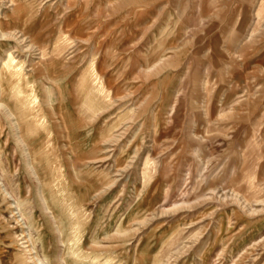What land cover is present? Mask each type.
<instances>
[{
	"label": "rangeland",
	"instance_id": "rangeland-1",
	"mask_svg": "<svg viewBox=\"0 0 264 264\" xmlns=\"http://www.w3.org/2000/svg\"><path fill=\"white\" fill-rule=\"evenodd\" d=\"M0 78V264H264V0H0Z\"/></svg>",
	"mask_w": 264,
	"mask_h": 264
},
{
	"label": "bare ground",
	"instance_id": "bare-ground-1",
	"mask_svg": "<svg viewBox=\"0 0 264 264\" xmlns=\"http://www.w3.org/2000/svg\"><path fill=\"white\" fill-rule=\"evenodd\" d=\"M17 29V28H16ZM22 33V32H21ZM31 39V38H30ZM29 39V40H30ZM21 41V40H20ZM39 46V45H38ZM37 49V48H36ZM40 60V59H39ZM34 64V63H33ZM69 64V63H68ZM67 64V65H68ZM68 67V66H67ZM96 68V67H95ZM60 70V69H59ZM97 70V69H96ZM90 71V70H89ZM34 72V71H33ZM19 73H21V72H19ZM13 73H11V75H12ZM82 75V74H81ZM80 75V76H81ZM2 79L0 78V81H1ZM100 91V90H99ZM102 91V90H101ZM86 95V94H85ZM74 99V98H73ZM87 102V101H86ZM101 106V105H100ZM12 111V110H11ZM50 193H51V191H50ZM48 194V193H47ZM44 195V194H43ZM46 198V197H45ZM44 199V198H43ZM47 200V199H46ZM18 219V218H17ZM18 221H19V219H18ZM78 221V220H77ZM68 223V222H67ZM79 226V225H78ZM77 226V227H78ZM84 226V225H83ZM80 227H82L81 225H80ZM79 228V227H78ZM79 230V229H78ZM61 232V231H60ZM78 235V234H77ZM79 235H81V234H79ZM76 236V235H75ZM15 238V237H14ZM16 240H13V243H15V242H17V241H20V240H24L23 242H22V245L24 244V245H26L24 248H25V251H24V256H25V264H30V262H31V264H42L41 263V259L37 256V255H35L34 253H33V250H34V248L33 247H31V245L30 244H27V243H29L30 242V240L28 239L27 240V236L26 235H24V234H19L18 236H16ZM19 238H20V240H19ZM69 238V237H68ZM79 239V238H78ZM69 240H71V238L70 239H67V241H69ZM82 240V239H81ZM72 241H75V243L77 242L76 241V238H74V239H72ZM21 245V246H22Z\"/></svg>",
	"mask_w": 264,
	"mask_h": 264
}]
</instances>
